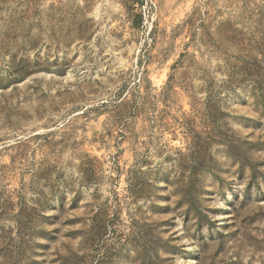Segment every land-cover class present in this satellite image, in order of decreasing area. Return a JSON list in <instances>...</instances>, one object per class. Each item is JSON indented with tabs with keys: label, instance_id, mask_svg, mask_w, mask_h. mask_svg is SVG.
<instances>
[{
	"label": "rangeland",
	"instance_id": "374dc122",
	"mask_svg": "<svg viewBox=\"0 0 264 264\" xmlns=\"http://www.w3.org/2000/svg\"><path fill=\"white\" fill-rule=\"evenodd\" d=\"M0 264H264V0H0Z\"/></svg>",
	"mask_w": 264,
	"mask_h": 264
},
{
	"label": "trees",
	"instance_id": "16d2710c",
	"mask_svg": "<svg viewBox=\"0 0 264 264\" xmlns=\"http://www.w3.org/2000/svg\"><path fill=\"white\" fill-rule=\"evenodd\" d=\"M26 69L23 67V68H18L15 72L17 73V76L19 77H23L24 75H26L28 73V71H25ZM14 74V72H12ZM12 74V75H13ZM122 101V100H121Z\"/></svg>",
	"mask_w": 264,
	"mask_h": 264
}]
</instances>
